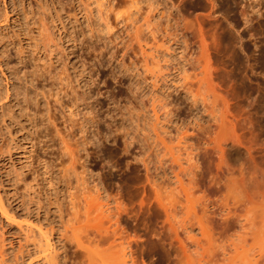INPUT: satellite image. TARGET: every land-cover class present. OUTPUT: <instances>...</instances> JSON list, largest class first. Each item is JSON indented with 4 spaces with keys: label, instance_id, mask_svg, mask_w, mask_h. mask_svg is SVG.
I'll return each instance as SVG.
<instances>
[{
    "label": "rangeland",
    "instance_id": "1",
    "mask_svg": "<svg viewBox=\"0 0 264 264\" xmlns=\"http://www.w3.org/2000/svg\"><path fill=\"white\" fill-rule=\"evenodd\" d=\"M0 96V264H52L42 231L57 264H169L147 135L198 124L214 146L210 110L248 96L264 135V0H0Z\"/></svg>",
    "mask_w": 264,
    "mask_h": 264
},
{
    "label": "bare ground",
    "instance_id": "2",
    "mask_svg": "<svg viewBox=\"0 0 264 264\" xmlns=\"http://www.w3.org/2000/svg\"><path fill=\"white\" fill-rule=\"evenodd\" d=\"M137 16L134 20L130 19L131 25L137 29H144L146 26L149 30L146 39L150 41L152 37L153 40L159 28L158 22L153 23L156 20L154 18L151 22L150 17L142 20V17L141 19ZM208 73L209 71H206L204 79L199 77L194 81L192 77L193 81H185V95L201 97V89H208L211 85V74ZM248 98L249 96L242 100V103L239 99V103L237 100L230 102L221 99L223 101L220 102L218 116L213 115V109L210 110L217 134H230L214 146H209L201 139L197 123L186 128L180 127L178 138L174 135L177 138L174 145L173 140L166 138V129L165 134L163 129L161 130V127H165H157L158 123L151 127L147 135V151H151L148 155L152 158L145 163L148 174L146 178H149L148 183L152 186L149 188L154 189L153 199H156L164 213L161 229L165 231V237L167 236L169 264H264V135L261 134L263 136L260 137L252 112L249 109H241L243 106L252 107L251 97ZM154 114L155 119H159L156 109ZM239 149L244 151V159L236 163L231 158L236 159ZM153 154L159 157V160L157 157L153 158ZM153 159L159 163L155 160L157 165L153 164ZM195 199L198 208L195 207L194 211H191L190 207H194L196 202L193 206H189V203ZM0 208L2 213L10 218V211L1 200ZM41 233L40 247H43L41 249L45 259L48 263L57 264V253L51 249L50 235L43 231ZM124 256H118L120 259L116 256L117 259H113L112 264H129Z\"/></svg>",
    "mask_w": 264,
    "mask_h": 264
}]
</instances>
